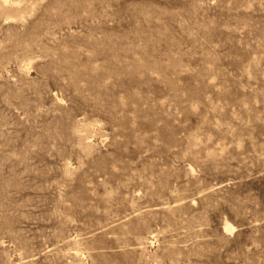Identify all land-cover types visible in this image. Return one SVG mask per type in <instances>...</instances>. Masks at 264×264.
I'll return each mask as SVG.
<instances>
[{
  "label": "rangeland",
  "instance_id": "rangeland-1",
  "mask_svg": "<svg viewBox=\"0 0 264 264\" xmlns=\"http://www.w3.org/2000/svg\"><path fill=\"white\" fill-rule=\"evenodd\" d=\"M0 264H264V0H0Z\"/></svg>",
  "mask_w": 264,
  "mask_h": 264
},
{
  "label": "bare ground",
  "instance_id": "bare-ground-1",
  "mask_svg": "<svg viewBox=\"0 0 264 264\" xmlns=\"http://www.w3.org/2000/svg\"><path fill=\"white\" fill-rule=\"evenodd\" d=\"M6 2V1H5ZM8 2V1H7ZM228 225V224H227ZM227 228H230V226L228 225Z\"/></svg>",
  "mask_w": 264,
  "mask_h": 264
}]
</instances>
